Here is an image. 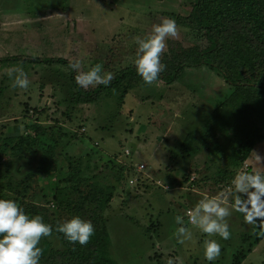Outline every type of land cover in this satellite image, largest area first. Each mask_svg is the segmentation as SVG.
Masks as SVG:
<instances>
[{
  "label": "rangeland",
  "instance_id": "374dc122",
  "mask_svg": "<svg viewBox=\"0 0 264 264\" xmlns=\"http://www.w3.org/2000/svg\"><path fill=\"white\" fill-rule=\"evenodd\" d=\"M193 1L4 0L0 5L2 12L14 6L13 11H24L32 18L6 21L13 27L0 31V141L15 140L13 149H0V196L22 208L26 205L23 209L30 216L39 215L52 226V235L42 237L39 246L63 251L55 227L73 217L70 209L91 194L101 207L109 254L117 264H264V236L258 245L262 250L257 251L252 239L260 235L259 229L236 214L249 205L232 184L239 173L264 172V159L246 162L248 158L233 166L238 160L234 129L206 135L203 125L194 123L199 115L207 119L228 102L226 112L237 109L260 130L263 139L252 151L264 157V113L254 108L259 90L236 91L202 66L184 70L169 86L157 81L145 84L136 74L118 90L88 102L76 96L70 79L75 71L57 63H36L50 58L69 64L79 59L81 70L99 63L114 78L133 67L136 37L151 34L152 25L163 18H185ZM16 24L21 27L16 29ZM176 25L178 34L166 40L162 55L170 42L183 48L203 43L199 34L191 32L189 22ZM217 65L233 80L249 78L247 69L226 56L218 57ZM13 67L23 68L27 89L11 87L8 72ZM178 114L189 118L185 127L193 131L187 134H196L185 147H199L197 154L180 149ZM163 144L166 156L159 148ZM47 146L55 147L52 172L41 174L37 169ZM123 150L129 151V157ZM140 165L144 168L137 172ZM217 195L226 206H233L225 218L229 239L193 229L191 242L177 243L172 236L175 217H183L202 197ZM257 223L264 224V218ZM207 239L221 245L220 255L211 262L202 253Z\"/></svg>",
  "mask_w": 264,
  "mask_h": 264
},
{
  "label": "trees",
  "instance_id": "16d2710c",
  "mask_svg": "<svg viewBox=\"0 0 264 264\" xmlns=\"http://www.w3.org/2000/svg\"><path fill=\"white\" fill-rule=\"evenodd\" d=\"M177 23L189 22L191 32H196L202 39L201 46L183 48L179 43L170 42V47L162 55L161 62L166 65L165 70L158 75L157 82L169 86L176 82L184 70L206 66L218 75L227 85L235 87L236 91L254 87L260 91V100L254 103L264 113V0H194L185 18L174 16ZM227 57L230 62L247 69L249 78L241 81L231 79L217 65L218 57ZM43 64H60L68 66L62 59H46L37 61ZM136 75L134 67L119 71L108 86L100 85L94 90L84 91L75 83L71 72L70 79L76 89L77 98L95 102L103 93L118 90L120 84ZM252 80V81H251ZM234 96H232L233 98ZM231 98V100H232ZM224 101L212 113L213 117L205 119L203 133L223 132L227 128L234 129L233 149L238 160L233 166L243 163L249 158L256 143L263 138L260 130L253 127L239 111L232 107L226 112L228 102ZM224 120L225 122H221ZM264 122V117L261 118ZM189 133L183 140L181 151L197 154L198 148L189 150L185 147L186 141L192 136ZM27 140V138L25 139ZM15 140L0 141V149H13ZM18 142V141H17ZM55 147L47 146L37 169L38 173L52 172L51 158H54ZM1 151V150H0ZM8 192L14 193L9 190ZM0 198L8 199L5 196ZM22 204H20V207ZM26 205L23 206L25 208ZM25 211V209H24ZM29 212V211H28ZM73 216L90 220L94 226V234L89 242L80 246L70 244L58 233L63 251L48 250V245L39 246L42 249V264H117L110 256V240L106 231L101 207L94 195L84 196L80 206L71 208ZM26 214L27 211H25ZM29 215V214H28Z\"/></svg>",
  "mask_w": 264,
  "mask_h": 264
},
{
  "label": "clouds",
  "instance_id": "9594fccd",
  "mask_svg": "<svg viewBox=\"0 0 264 264\" xmlns=\"http://www.w3.org/2000/svg\"><path fill=\"white\" fill-rule=\"evenodd\" d=\"M178 34V27L172 18H163L153 24L151 34L135 38V55L132 65L136 74L145 84H151L165 70L161 55L166 48V40ZM75 71V83L80 88L108 86L113 79L111 72H104L102 65H90L82 69L79 59L68 64ZM12 80V88L27 89L29 80L22 67H13L8 72ZM261 162L264 157L256 155ZM232 184L236 192L243 194V202L249 207L244 209V220L252 223L264 236V224L257 223L258 218H264V172L253 171L237 174ZM237 204L241 200L236 201ZM229 208L220 196H204L190 210L188 222L191 228L184 224V217H175L176 227L172 232L177 243L186 244L192 241L193 229L208 236L217 235L222 240L230 237L229 226L225 218L229 216ZM55 231L62 234L70 244L86 245L94 234V226L90 220L73 216L58 223ZM53 228L45 223L41 216H30L12 199L0 198V264H40L42 249L38 246L42 237H50ZM221 245L215 239L203 242L202 253L205 260L211 262L220 255ZM168 264H172L171 261Z\"/></svg>",
  "mask_w": 264,
  "mask_h": 264
},
{
  "label": "crops",
  "instance_id": "0c3cea01",
  "mask_svg": "<svg viewBox=\"0 0 264 264\" xmlns=\"http://www.w3.org/2000/svg\"><path fill=\"white\" fill-rule=\"evenodd\" d=\"M5 1H7V0H5ZM10 1V0H9ZM9 4H11V2H8ZM7 2H6V4H8ZM1 4H5L4 3V0H1L0 1V5ZM1 8V7H0ZM9 10L7 11V12H2L1 10H0V31H1V29L3 30V29H5V28H8V29H10L11 27H13V26H11L10 25V23L8 24L7 22L10 20V21H12V22H15V21H17L18 19H26V20H32V18L26 13V12H24V11H22V12H18V11H13V8H14V6L12 7V6H9ZM7 21V22H6ZM15 26V25H14ZM27 26V25H26ZM21 26H19V24H16V29H18V28H20ZM25 28V27H24ZM178 119H179V122H178V126H179V124H180V131L182 132V138H181V141H180V143H179V146H181V144H182V142H183V140L185 139V137L187 136L186 134L189 132V131H193V130H188L187 129V127H185V124H187L188 123V120H189V118L188 117H186L185 115H182V114H178ZM204 117H203V115H199L198 116V118L196 119V121L194 122L195 124H197V123H199V126H201V125H203L204 124ZM195 130V129H194ZM171 131V130H170ZM169 132V131H168ZM165 147H167V145H159V148H160V150H161V152H162V155H164V156H166V154H165V151L167 150V148H165ZM181 149V148H180ZM255 149V148H254ZM254 151V150H253ZM251 152V154H250V157H249V159L248 160H246V162L247 161H251V159L252 158H254V157H257L256 155H257V153H254V152ZM166 189V188H165ZM228 208H229V213H231V212H233V206H227ZM235 207V206H234ZM244 209H247L246 207H242V209L240 208V211H242V212H238L236 209V214L238 213L239 215H242V216H244L245 215V212L243 211ZM235 212V211H234ZM231 220V219H230ZM235 225H236V222H235ZM260 237L262 238L263 236H260V235H258L257 237H254L253 239H252V242L254 243V246L256 245V250L258 251H261L262 249H259V247H258V245L260 246V242H259V239H260ZM238 242H239V240H238ZM259 242V243H258ZM253 246V247H254Z\"/></svg>",
  "mask_w": 264,
  "mask_h": 264
},
{
  "label": "built area",
  "instance_id": "2783aa9c",
  "mask_svg": "<svg viewBox=\"0 0 264 264\" xmlns=\"http://www.w3.org/2000/svg\"><path fill=\"white\" fill-rule=\"evenodd\" d=\"M123 154H124V156H126V157H129V151L128 150H123ZM144 167L142 166V165H140L138 168H137V172H141V170L143 169ZM137 181V180H136ZM136 183V182H135ZM128 184H130V185H132L133 184V181L132 180H129L128 181ZM134 185V184H133ZM189 213H190V210H186V212L184 213V215H183V217L185 218L184 219V221L186 222V223H189L188 222V215H189Z\"/></svg>",
  "mask_w": 264,
  "mask_h": 264
}]
</instances>
